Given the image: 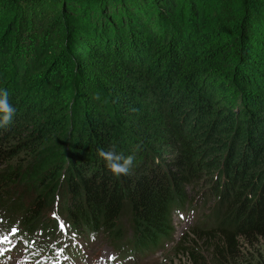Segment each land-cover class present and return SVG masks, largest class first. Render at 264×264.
Masks as SVG:
<instances>
[{
  "label": "trees",
  "instance_id": "1",
  "mask_svg": "<svg viewBox=\"0 0 264 264\" xmlns=\"http://www.w3.org/2000/svg\"><path fill=\"white\" fill-rule=\"evenodd\" d=\"M9 61V102L31 86L40 116L68 131L66 156L57 141L20 156L23 140L1 138L21 123L0 128V206L17 209L28 244L58 221L119 240L127 212L129 251L143 252L187 208L206 230L178 248L185 263L264 264V0L0 2V74ZM113 145L135 157L130 175L98 157ZM46 208L55 216L40 221Z\"/></svg>",
  "mask_w": 264,
  "mask_h": 264
},
{
  "label": "rangeland",
  "instance_id": "2",
  "mask_svg": "<svg viewBox=\"0 0 264 264\" xmlns=\"http://www.w3.org/2000/svg\"><path fill=\"white\" fill-rule=\"evenodd\" d=\"M0 2L4 4L8 2L19 3V0H0ZM19 48L21 51L23 45L20 44ZM49 51L50 48L44 46L41 48L38 56L41 55L40 58L46 57V54H48ZM19 55L21 56V52H19ZM35 58L36 57L31 56V61L37 66L36 63L38 60L35 61ZM41 63L42 62L38 64L39 66H37L34 72L38 73L43 71L45 64ZM10 66L9 61L2 70V74H0V89H8L13 83L15 85L18 84V79L17 81H14L12 76L7 74V68ZM24 72L28 73L27 70H24ZM45 79L46 78H43V80ZM28 89L29 90L27 91L22 87L18 88L17 90L20 91V96L14 100L16 101L14 105L12 104L13 107H18L21 111H24L25 109L23 107L31 102V104L26 108V112H23L15 119L13 117V122L18 121L21 123L20 129L14 131V135H10L13 131L7 130L1 138L3 141H8V139L9 141L23 140V143L21 142V144L17 147V154L20 156L25 154V152H29L31 149L37 150L45 143H53L57 141V146L62 143L65 144L66 139L62 140L63 142H60L59 139L68 133L66 130L67 128H62L60 120L46 121L42 116H40L39 111L36 110L37 102L32 95L34 90L31 86H28ZM11 93L14 97L15 92L13 93L12 91ZM11 93L9 94L10 96ZM137 111H141V109H137ZM189 115H193L192 112ZM26 117H28V119L24 122ZM199 117L202 118L201 115H199ZM74 131L78 133L81 132V126L79 123H77V129ZM71 136L74 135L70 134V138ZM207 141L208 140L205 139L203 142L206 144ZM64 144L60 147L61 151H58L57 153L58 157L66 156V149L63 148ZM53 166L54 164L49 166V170H51ZM256 168L264 169V161L259 162ZM44 169L45 168H42V171ZM45 180L39 183L38 186L44 184ZM203 185H205L204 182L196 183L192 188V192L196 193L203 188ZM201 209L204 210L205 206L202 205ZM179 210L181 212L174 211L172 214V232L165 240H163L162 245H159L157 248L149 249L143 252L134 250H132V252L129 251L130 219L127 212H123L117 219V222L122 230L121 239L114 240L111 237H107V234L103 231L97 232L91 237V239L86 238L84 233H78V235L71 233L70 236L72 237L74 244L69 246V250H66L64 253H60L59 251L57 252L55 248L49 247L47 249V257H45L46 254H44V248L46 244L51 241L50 237H48V235H42L39 231L30 233L31 243L30 247H28V244H26L24 239V236H26L27 233L24 229H22L21 223L18 221L17 209H11L8 211L7 208L0 206V239L4 236L8 237V240L5 243L0 244V249L3 250L2 254H0V264H61L58 263V261H61L63 258V264H187L184 262V257L185 260L187 257L182 254L178 248L186 245L187 240H189L190 243L193 242L192 237L194 238L195 235L192 229L196 228L199 230H206V227L198 222L200 210L196 212H188L187 208L185 212H182V209ZM53 213L54 211L52 208L44 209L40 214V221L48 220L47 217L50 219L54 218ZM8 221L10 222L8 223ZM13 229H16L17 231L13 232ZM62 231V228L58 226L55 237H57L58 233H62ZM63 237L64 235L62 234L60 242L63 241ZM72 240H69V242L65 245L71 243ZM26 247L28 248L26 249ZM126 252L128 254L124 255ZM199 252L204 254L207 258L210 257V250L209 248H206L204 244H201ZM37 254L40 256H37ZM102 257L103 259H101ZM109 257H115V259L109 260Z\"/></svg>",
  "mask_w": 264,
  "mask_h": 264
},
{
  "label": "clouds",
  "instance_id": "3",
  "mask_svg": "<svg viewBox=\"0 0 264 264\" xmlns=\"http://www.w3.org/2000/svg\"><path fill=\"white\" fill-rule=\"evenodd\" d=\"M15 113V108L9 102L8 90L0 89V128H7L12 123ZM97 155L103 160L107 171L113 176L130 175L135 159L133 155L125 156L117 153L115 151V145L107 150L98 148Z\"/></svg>",
  "mask_w": 264,
  "mask_h": 264
},
{
  "label": "snow or ice",
  "instance_id": "4",
  "mask_svg": "<svg viewBox=\"0 0 264 264\" xmlns=\"http://www.w3.org/2000/svg\"><path fill=\"white\" fill-rule=\"evenodd\" d=\"M53 215L55 216V213H53ZM60 227L63 228L64 225L61 224ZM12 231H13V232H16L17 230H16V229H13ZM7 240H8V237H7V236H4L2 239H0V244L5 243ZM2 252H3V250L0 249V254H2ZM101 259H103V257H102ZM108 259H109V260H114L115 257H109Z\"/></svg>",
  "mask_w": 264,
  "mask_h": 264
}]
</instances>
